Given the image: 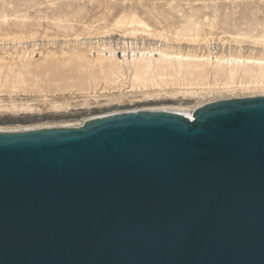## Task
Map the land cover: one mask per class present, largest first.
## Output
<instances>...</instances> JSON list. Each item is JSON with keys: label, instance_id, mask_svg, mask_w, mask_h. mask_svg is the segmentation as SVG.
<instances>
[{"label": "water", "instance_id": "1", "mask_svg": "<svg viewBox=\"0 0 264 264\" xmlns=\"http://www.w3.org/2000/svg\"><path fill=\"white\" fill-rule=\"evenodd\" d=\"M0 264H264V97L0 106Z\"/></svg>", "mask_w": 264, "mask_h": 264}, {"label": "rangeland", "instance_id": "2", "mask_svg": "<svg viewBox=\"0 0 264 264\" xmlns=\"http://www.w3.org/2000/svg\"><path fill=\"white\" fill-rule=\"evenodd\" d=\"M159 51L264 58V0H0V106L69 95L212 103L264 94L239 87L259 79L257 70L239 71L233 85L211 74L208 85H188L201 82L196 72L180 85L179 75L158 71L135 82L132 54H154L156 66ZM99 56L109 67L101 74Z\"/></svg>", "mask_w": 264, "mask_h": 264}, {"label": "bare ground", "instance_id": "3", "mask_svg": "<svg viewBox=\"0 0 264 264\" xmlns=\"http://www.w3.org/2000/svg\"><path fill=\"white\" fill-rule=\"evenodd\" d=\"M130 24H135L138 27L148 28L143 22L137 20L136 18H132L129 21ZM158 53V62L160 64L154 66L152 62V58L154 54H144L141 53L140 55L133 53L131 57V63L134 65L133 70V80L135 82H153V77L155 72H170V76H180L178 85L181 82H186L187 77L194 76L195 72L198 74V78L201 80L199 83H192L188 81V85H199L204 86L208 85L204 83L203 80L211 74L215 81L220 80V78L226 76L230 80V84H234V80L238 75L239 71L242 70H257V75L259 79L252 80L249 84L242 85L240 84L239 87L247 88L253 87L255 90L260 89L261 92L264 93V58H238V57H214L212 60L209 56L200 60H193V57L189 55H180V54H168L163 52ZM149 55V56H148ZM125 57V55H124ZM126 58V57H125ZM99 63V71L98 73H103L109 67L107 64L104 63L103 58L99 56L97 59ZM200 62V64H190L189 62ZM198 66L204 67V69L197 70ZM208 67V68H207ZM156 70V71H155ZM196 70V71H195ZM226 83L225 85L229 84ZM216 84V83H215ZM184 85V84H182ZM216 87V86H215ZM228 87V86H227ZM210 88V86L208 87ZM225 88V87H224ZM223 89V88H221ZM191 95L196 94L190 93ZM252 96H263L264 94L260 95H252ZM251 98V97H249ZM238 99V98H235ZM19 104V103H10L8 105Z\"/></svg>", "mask_w": 264, "mask_h": 264}]
</instances>
